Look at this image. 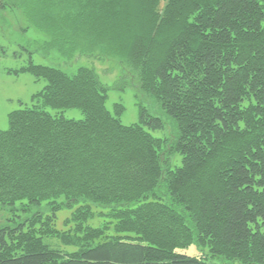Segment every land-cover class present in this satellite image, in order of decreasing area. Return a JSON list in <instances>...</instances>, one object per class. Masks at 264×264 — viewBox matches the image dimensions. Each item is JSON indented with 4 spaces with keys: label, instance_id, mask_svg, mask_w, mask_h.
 <instances>
[{
    "label": "trees",
    "instance_id": "16d2710c",
    "mask_svg": "<svg viewBox=\"0 0 264 264\" xmlns=\"http://www.w3.org/2000/svg\"><path fill=\"white\" fill-rule=\"evenodd\" d=\"M7 4L47 36L48 51L119 62L171 129L152 135L165 122L141 104L138 121L123 124L91 67L69 74L29 59L19 71L46 84L0 130V205L54 212L0 226V264H264V0ZM62 207L73 209L66 230L53 222ZM94 209L110 221L87 225ZM191 244L202 256L177 251Z\"/></svg>",
    "mask_w": 264,
    "mask_h": 264
},
{
    "label": "rangeland",
    "instance_id": "374dc122",
    "mask_svg": "<svg viewBox=\"0 0 264 264\" xmlns=\"http://www.w3.org/2000/svg\"><path fill=\"white\" fill-rule=\"evenodd\" d=\"M168 25L170 24L168 23ZM45 40H47V36L27 20L20 8L12 7L9 4L4 8L0 7V130L7 129V114L9 112L25 105L31 106L34 103L31 100L32 95L40 91L46 84L42 78L37 79L29 72L19 71L31 59L36 64L58 67L69 74L74 73L79 66L93 68L108 87L106 107L113 112L114 103L122 104L123 112L119 118L123 124H132L138 121V106L141 104L147 108L149 113L160 116L165 122L163 129L148 131L159 138L169 135L171 128L168 117L151 96L146 95L133 85L136 81L131 80L130 74L124 75L127 80L124 82V78H121L123 68L119 62L112 58H103L99 54L89 55L86 52L84 55L77 54L72 59L66 58L56 51H48L44 47ZM44 110L52 115H63L76 120L82 119L84 116L78 108L44 107ZM180 160L181 156L174 154L173 168L181 164ZM72 210L62 207L55 211L53 222L57 229L66 230L69 227L67 226L70 223L68 219ZM94 210L95 215L86 221L87 225L98 227L110 221L106 214H99L100 209ZM101 211L105 212L104 209ZM36 212L51 215L54 211L46 208L43 203L40 206H32L25 212L0 205V226L14 224L15 220L20 221ZM108 230L112 231L111 228ZM45 241L53 246H58L63 251L71 252L77 249L75 246L59 244L55 238L45 239ZM177 251L192 256H202L203 254V250L194 244L186 248H178ZM213 260L221 261L219 258Z\"/></svg>",
    "mask_w": 264,
    "mask_h": 264
}]
</instances>
